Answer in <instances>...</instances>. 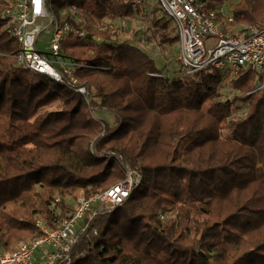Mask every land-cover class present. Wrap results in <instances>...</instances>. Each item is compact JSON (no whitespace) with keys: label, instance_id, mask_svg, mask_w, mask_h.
I'll list each match as a JSON object with an SVG mask.
<instances>
[{"label":"trees","instance_id":"16d2710c","mask_svg":"<svg viewBox=\"0 0 264 264\" xmlns=\"http://www.w3.org/2000/svg\"><path fill=\"white\" fill-rule=\"evenodd\" d=\"M226 1L205 0L208 8ZM49 2L61 19L76 3L85 22V37L62 44L77 82L17 63L20 43L3 28L9 0H0V249L40 235L39 220L56 226L74 208L67 198L104 191L137 170L141 182L93 218L72 264H264V88L252 92L256 72L225 77L207 66L183 75L179 61L170 78L145 49L117 39L122 28L98 25L143 13L146 0ZM231 13L225 30L259 27L264 0H239ZM152 17L160 44L178 43L158 5ZM105 74L127 82L115 86ZM225 84L238 93L222 99ZM247 104V116H232ZM27 144L36 154L18 167L6 153Z\"/></svg>","mask_w":264,"mask_h":264},{"label":"built area","instance_id":"2783aa9c","mask_svg":"<svg viewBox=\"0 0 264 264\" xmlns=\"http://www.w3.org/2000/svg\"><path fill=\"white\" fill-rule=\"evenodd\" d=\"M156 2L179 35L177 57L183 75H194L207 66L221 70L225 77L237 76L244 70L252 69L256 72V87L252 92L264 88V25L243 26L229 31L225 27L230 26L233 15L231 12L225 13L223 4L208 8L205 0ZM49 7V0H9L2 13L6 19L3 28L20 43L16 54L18 64L34 74L47 75L62 84L65 83V74L77 82L73 76L76 63L63 56L62 44L71 36L85 37V22L76 3L69 4L61 11L68 17L63 19L50 11ZM220 13H223L225 23L220 20ZM132 16L108 20L121 21L119 27L123 29ZM108 26L100 25L101 28ZM43 32L49 36L47 45L50 56L43 55L37 46ZM210 36L213 41H209ZM96 39L101 40L99 37ZM156 50L160 52L158 47ZM79 90L84 92L85 88L80 87ZM248 105L236 110L232 116L238 119L247 116ZM141 178L137 170H130L123 181L108 189L80 196L73 210L56 226L45 227L39 221L42 233L22 241L12 251L0 249V264H72L73 247L93 218L101 211L122 204L141 182Z\"/></svg>","mask_w":264,"mask_h":264},{"label":"rangeland","instance_id":"374dc122","mask_svg":"<svg viewBox=\"0 0 264 264\" xmlns=\"http://www.w3.org/2000/svg\"><path fill=\"white\" fill-rule=\"evenodd\" d=\"M239 0H227L224 5V11L225 13L231 12L233 8V4L238 2ZM157 8V2L156 0H146L144 4L143 13H138V15H134L131 17V19L127 23V27L120 30V32L117 35V39L124 40L129 39L131 42L137 44L138 46L145 49L151 56H153L156 59L157 64L162 67V71L165 75L172 78L178 74H180L179 68V60H178V43L175 45H169V44H160L159 40L161 37V29L159 26L154 22L152 17V11L153 9ZM162 14L158 12L157 17H160ZM220 20L224 22L223 13H220L219 15ZM105 20L103 18L98 25L104 26V25H117L119 27L120 24H122L121 21L115 20L112 22L111 20ZM225 23V22H224ZM97 25V22H96ZM245 25H236L234 26L233 30L239 29ZM120 28V27H119ZM138 31L137 33H135ZM135 34V35H134ZM49 39V36L47 33L43 32L40 36V40L37 44L38 49L42 52L45 56H50L51 51L49 46L47 45V41ZM209 41H213L212 36H210ZM159 48L160 52L158 53L156 48ZM65 56V55H63ZM33 74V73H32ZM36 75V74H34ZM105 76L114 84L115 86H121L127 82V79L125 78H116L111 75L105 74ZM34 79L37 81L38 78L34 76ZM220 92L222 93V99L226 98H232L234 94H237L238 91L233 89L231 85H221L220 86ZM58 106L57 103H53L50 106L46 107L48 109H55ZM108 114V115H106ZM94 115L97 118L104 119L108 121L110 124H114L113 114L107 112L103 114H100V112H94ZM36 154L35 146L33 144H27L25 146H22L18 148L17 150L10 151L6 153V157L16 166L21 167L24 161L32 159ZM68 203L74 204L76 203V200L73 198H67L66 199ZM43 226L46 227L44 221L39 220ZM38 221V222H39ZM19 245V244H18Z\"/></svg>","mask_w":264,"mask_h":264},{"label":"crops","instance_id":"0c3cea01","mask_svg":"<svg viewBox=\"0 0 264 264\" xmlns=\"http://www.w3.org/2000/svg\"><path fill=\"white\" fill-rule=\"evenodd\" d=\"M98 113V112H97ZM105 113V112H104ZM100 114H103V112H100ZM106 115H108V114H106Z\"/></svg>","mask_w":264,"mask_h":264}]
</instances>
